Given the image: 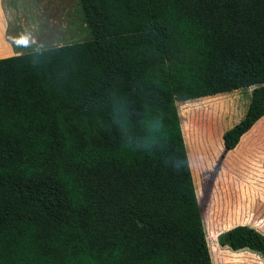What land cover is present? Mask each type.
<instances>
[{"label": "trees", "instance_id": "obj_1", "mask_svg": "<svg viewBox=\"0 0 264 264\" xmlns=\"http://www.w3.org/2000/svg\"><path fill=\"white\" fill-rule=\"evenodd\" d=\"M79 3L90 40L0 59V264H227L176 104L256 86L228 151L264 116V0ZM198 102L185 132L216 133ZM217 243L264 258L248 226Z\"/></svg>", "mask_w": 264, "mask_h": 264}, {"label": "crops", "instance_id": "obj_2", "mask_svg": "<svg viewBox=\"0 0 264 264\" xmlns=\"http://www.w3.org/2000/svg\"><path fill=\"white\" fill-rule=\"evenodd\" d=\"M6 2L0 0V59L34 51L31 48L33 45L64 43V40L55 38V31L52 32L54 41H48L51 35L47 31V0H38L30 5V12L35 16L30 18L28 25L22 16L15 20L13 14L16 10L5 7ZM19 12L23 11L19 9ZM17 20L20 23L14 22ZM38 49L46 48L35 50ZM255 88L256 86H251L178 102L176 106L206 241L211 234L218 249L232 254L247 253L264 259L252 251H232L217 243L219 234L240 225L251 227L264 235V116L240 137L232 150L228 151L224 146L225 132L245 118ZM209 98H222L225 103L211 118L216 133H213V129L210 134L199 131L197 135H190L185 132V121L181 119L179 103L194 108L198 101ZM210 257L213 264L211 253Z\"/></svg>", "mask_w": 264, "mask_h": 264}, {"label": "rangeland", "instance_id": "obj_3", "mask_svg": "<svg viewBox=\"0 0 264 264\" xmlns=\"http://www.w3.org/2000/svg\"><path fill=\"white\" fill-rule=\"evenodd\" d=\"M6 5L8 9H15L16 13L13 14V17L16 20V17L22 16L26 19L27 25L29 24L30 18L35 16L30 12V5L38 0H6ZM48 13H47V26L48 33L51 35L48 37V41H54V36L52 32L55 31L56 39L64 40L63 44L53 45H33L32 49L37 48H52L62 45H69L77 42L87 41L91 39V34L88 29L87 23L85 21L83 10L80 6L78 0H47ZM19 9L23 12L20 13ZM13 18V19H14ZM32 20V19H31ZM15 23H20V21H14ZM32 51V50H31ZM181 106L179 103L178 108ZM264 225V223H263ZM264 231V227L262 228ZM208 248H209V237L207 238ZM211 243H216L212 241ZM217 254L224 259V262L227 264H264V259L260 257H255L247 253L232 254L231 252L223 251L222 249L217 248ZM222 250V251H221Z\"/></svg>", "mask_w": 264, "mask_h": 264}]
</instances>
